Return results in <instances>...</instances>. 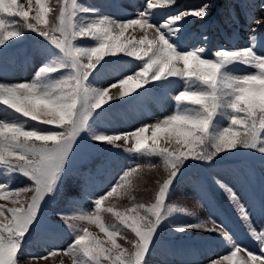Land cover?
Returning a JSON list of instances; mask_svg holds the SVG:
<instances>
[{
    "label": "snow or ice",
    "instance_id": "obj_1",
    "mask_svg": "<svg viewBox=\"0 0 264 264\" xmlns=\"http://www.w3.org/2000/svg\"><path fill=\"white\" fill-rule=\"evenodd\" d=\"M176 3L144 0L143 10L134 17L115 19L78 0H56L55 8L48 7L46 0H35L38 7L31 17L18 0H0V54L20 44L30 32L43 57L30 81L0 82V110H10L17 117L0 118V170L5 176L19 174L30 181L24 187H13L11 179L0 180V198L11 197L14 205H0V264H21L30 237L42 227L44 206L64 189L83 140L148 162H131L116 182L91 202V210L73 211L74 202L58 210L59 227L72 236V242L66 249L33 257L34 261L62 253L72 258V264H149L165 222L175 213L196 215L168 203L189 165H211L221 154L241 150L258 154L264 163V54L257 51L256 35L250 37L249 46L239 49L208 53L203 46L191 47L185 35L189 18H206L212 5L204 2L198 8L157 18L161 10ZM27 8H32V0ZM136 28L143 33L141 38L133 36L124 42L126 32ZM88 39L94 43H81ZM128 63H134V69L118 81L122 87L119 97H130L124 103L146 112L150 104L171 98L176 110L131 131L98 130V123L114 107L110 101L117 99L109 95L116 84L94 86L102 79L98 70L110 64L125 68ZM236 65L254 71L234 74ZM224 120L227 126H222ZM162 133L169 146L161 147ZM172 141L176 147H171ZM153 158L159 163H152ZM161 167L166 174L156 180L153 199L138 202L135 192L141 173ZM216 183L240 219L250 222L252 213L241 197L222 181ZM114 197L127 198L130 205L105 207ZM259 211L264 216V199ZM83 222L98 226L107 239L82 228ZM172 227L180 233H214L230 245L229 252L208 264H264V228H249L260 249L255 254L238 244L223 222L211 217ZM129 231L134 234L131 239ZM117 238L126 240L128 246Z\"/></svg>",
    "mask_w": 264,
    "mask_h": 264
},
{
    "label": "rangeland",
    "instance_id": "obj_2",
    "mask_svg": "<svg viewBox=\"0 0 264 264\" xmlns=\"http://www.w3.org/2000/svg\"><path fill=\"white\" fill-rule=\"evenodd\" d=\"M204 2L212 5L208 16L204 19L189 18L190 22L186 26L185 35L189 46H203L208 53L221 48L239 49L249 46L250 37L255 34L257 51L264 54V7H262L264 0H177L175 5H169L166 9L161 10V15L157 18L162 19L168 14L198 8ZM18 3L29 10L30 17L35 15V9L38 7L35 0H32L31 9L27 8L28 0H18ZM78 3L98 8L101 15H109L115 19L134 17L137 11L143 10L144 7V0H78ZM46 5L55 8L56 0H46ZM121 5L125 6V9L120 10ZM129 9L136 11L129 12ZM49 15L51 16V13ZM253 29H256L255 33L252 31ZM142 35L143 33L138 28L129 29L125 34L124 42L133 36L139 39ZM204 36H207L208 39L204 40ZM149 38H151V34ZM81 43L91 45L94 42L88 39ZM37 47L35 35L26 32L25 38L20 44L8 48L0 54V82L17 83L33 79L38 67L43 62V57L38 53ZM106 59L108 58L106 57ZM125 59L131 60L132 58ZM134 67V63H128L125 68L111 64L105 66L98 70L102 74V79L95 81L94 86L99 87V84L114 77L119 80L121 77L131 74ZM234 67V74L254 71L242 65ZM110 103L114 105L113 109L97 126L98 130L110 133L123 132V127L126 124L136 123L144 117H150L158 110L165 111L167 115L173 114L176 110L175 101L171 98L164 99L160 103L150 104L146 112L126 103L118 106L119 103L115 100ZM0 118L11 120L17 117L10 110H0ZM32 123L35 122L29 121V124ZM221 123L222 126H227L228 121L224 120ZM160 145L161 147L169 146L166 143V134H161ZM171 147H176L174 141L171 142ZM139 159L138 163L140 164L148 162L147 158H138L122 150L112 149L110 146L105 148L90 140L81 142L73 160L70 176L65 181L64 189L60 195L48 201L44 206L42 227L30 237V242L21 257V264H72V258L62 253L55 257L49 256L47 260H33V257H39L53 249H66L72 242V236L59 227L60 221L56 212L68 208L70 202H74L73 211L80 208L91 210V202L103 195L131 162ZM258 160H261L258 154L241 150L236 154H221L211 165L198 162L189 165L184 175L179 178L180 188H174L168 198V203L186 207L196 215L188 216L183 213H175L165 222L163 231L159 233L156 247L149 257V264H208L210 260L229 252L230 245L217 234L199 230L180 233L172 227V225L195 223L197 218L207 220L211 217L223 222L238 244L259 254L258 243L249 235V228L252 225L258 230L264 228V216H261L259 211L261 200L264 199V163L257 162ZM152 163H159V160L153 158ZM250 165H254L255 170H251ZM165 174L163 167L145 169L141 173L142 179L135 192L137 201L150 202L154 196L156 180ZM7 179L13 181V187H24L30 183L22 175L16 174L8 177L0 170V180ZM218 180L232 187L241 197V202L249 207V211L252 213L250 222L240 219L227 194L216 183ZM11 201V197L0 198V205L13 207ZM110 205L123 209L130 205V201L127 198L116 199L114 197L105 202V207ZM206 209L209 211L207 217H205ZM105 216L107 218L110 214H105ZM0 220H3V217H0ZM81 227L87 228L89 232L96 234L99 238L107 239L105 234L100 232L98 226L94 224L83 222ZM132 236L134 234L129 231L128 238L131 239ZM117 242L128 246L126 240L117 238Z\"/></svg>",
    "mask_w": 264,
    "mask_h": 264
},
{
    "label": "bare ground",
    "instance_id": "obj_3",
    "mask_svg": "<svg viewBox=\"0 0 264 264\" xmlns=\"http://www.w3.org/2000/svg\"><path fill=\"white\" fill-rule=\"evenodd\" d=\"M118 81L119 80L116 77H114L112 79L110 78L108 81L105 80L102 84H100L102 85V87H108L111 84H116V87L111 88L109 92L110 95L117 97V99H114L116 102L126 98V97H119V93L122 91V87L119 85ZM152 122H154V120L150 118H144V119H141L136 125H134V127H140L144 124H152ZM34 264H37V263H34Z\"/></svg>",
    "mask_w": 264,
    "mask_h": 264
},
{
    "label": "trees",
    "instance_id": "obj_4",
    "mask_svg": "<svg viewBox=\"0 0 264 264\" xmlns=\"http://www.w3.org/2000/svg\"><path fill=\"white\" fill-rule=\"evenodd\" d=\"M193 199V198H192ZM195 202H197L196 200H195Z\"/></svg>",
    "mask_w": 264,
    "mask_h": 264
}]
</instances>
